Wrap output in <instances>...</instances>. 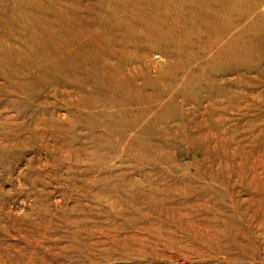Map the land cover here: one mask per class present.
Segmentation results:
<instances>
[{
  "label": "rangeland",
  "instance_id": "obj_1",
  "mask_svg": "<svg viewBox=\"0 0 264 264\" xmlns=\"http://www.w3.org/2000/svg\"><path fill=\"white\" fill-rule=\"evenodd\" d=\"M0 264H264V0H0Z\"/></svg>",
  "mask_w": 264,
  "mask_h": 264
}]
</instances>
